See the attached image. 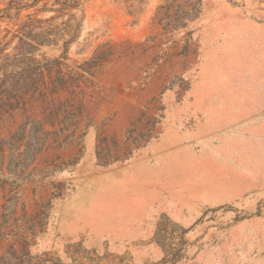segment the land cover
Returning <instances> with one entry per match:
<instances>
[{"label":"rangeland","instance_id":"rangeland-1","mask_svg":"<svg viewBox=\"0 0 264 264\" xmlns=\"http://www.w3.org/2000/svg\"><path fill=\"white\" fill-rule=\"evenodd\" d=\"M182 10L82 0L77 41L41 50L78 74L111 55L84 93L0 114V142L46 136L0 152V264H264V0H204L185 27Z\"/></svg>","mask_w":264,"mask_h":264},{"label":"trees","instance_id":"trees-1","mask_svg":"<svg viewBox=\"0 0 264 264\" xmlns=\"http://www.w3.org/2000/svg\"><path fill=\"white\" fill-rule=\"evenodd\" d=\"M51 1L52 8H48L49 3H45L42 9L37 10V13L54 14L46 19H39L37 13L22 15L23 11L37 8L42 0H32L31 4L14 2L6 9L0 10V24L7 23L6 28L0 25V114L22 105L28 97L47 99L65 90L84 93L83 85L87 87L84 74H91L94 67L101 65L111 55L107 52L96 53L91 61L77 68L84 74L70 69L61 59H38L43 48L56 46L64 41V46L69 49L80 37L82 20L77 18V14L82 9V0ZM177 1L167 0L170 11L174 7L182 10L177 6ZM203 1L188 0L191 10L181 11V26L185 27L186 21L199 16ZM40 134L38 125L24 124L7 144L0 142V152L8 146L11 151L23 156L21 149L26 140L29 141L25 146L27 151L30 147L40 151L46 140V136L40 137ZM10 256L11 259H5L4 264L46 263L30 256L29 253L20 257ZM95 262L92 261V264Z\"/></svg>","mask_w":264,"mask_h":264}]
</instances>
